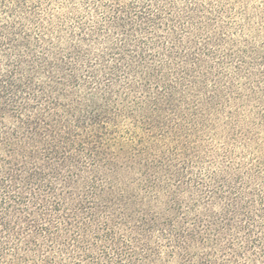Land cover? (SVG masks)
<instances>
[{
	"label": "trees",
	"instance_id": "1",
	"mask_svg": "<svg viewBox=\"0 0 264 264\" xmlns=\"http://www.w3.org/2000/svg\"><path fill=\"white\" fill-rule=\"evenodd\" d=\"M253 36L241 0H0V264H169L204 243L179 198L164 199L170 182L151 151L169 152L170 124H189L205 136L192 161L212 166L218 47ZM194 91L209 101L191 108ZM144 128L157 133L141 148ZM260 133L239 201L225 196L241 212L230 264L264 255ZM140 169L133 196L126 180ZM190 200L186 214L200 208Z\"/></svg>",
	"mask_w": 264,
	"mask_h": 264
},
{
	"label": "rangeland",
	"instance_id": "2",
	"mask_svg": "<svg viewBox=\"0 0 264 264\" xmlns=\"http://www.w3.org/2000/svg\"><path fill=\"white\" fill-rule=\"evenodd\" d=\"M241 2L251 17L255 36L253 38L256 39L246 43L244 48L230 43H222L218 47L217 56L223 60L220 63L223 68L216 69L215 72L219 76L220 85L215 92L217 96L216 98L213 96V99L216 101L214 109L219 111L221 116L219 115L212 123L222 128V138L220 144L216 146L208 142L205 144L206 158L208 162H212V166L210 163L211 167H207L204 163L203 167H197L192 161L191 157L196 155V147L202 143L205 136L201 130L195 133V136L189 135L190 130H187L189 124L187 128L179 130L175 124H170L169 152L157 149L151 151L152 156L156 158L159 156L162 165H165L160 172L162 181L166 178L165 182H170L164 199L179 198L176 202L180 209L181 220L191 228L196 227L205 240L204 243L200 241L198 246H190V249L187 248L182 254L172 258L169 264H230L228 260L232 259L235 251L238 234L233 231L230 223L232 220L237 223L241 212H234L235 207L229 205L230 197L234 199L236 197L239 201L241 195L236 192L240 189L239 181H242L241 177L248 178L246 174L251 172L254 157L246 150L247 145L257 141L259 131H261L260 137L264 136V4L253 0H241ZM231 69L235 72L232 77L229 76ZM194 92L196 94L191 97L189 103L191 108L198 105L199 100L209 101L208 91ZM206 123L211 122L203 120L202 124L207 125ZM209 126H204V129ZM156 133L144 128L141 133L144 141L139 147L142 148L144 144L154 141ZM259 155L264 157V152L257 154L258 160L255 163L258 165L261 157ZM258 167L264 177V166ZM138 171L140 173L134 175L135 181L131 177L126 180L129 182L128 185L133 181L131 186L125 187L133 196L140 194V188L146 184L144 169ZM254 172L257 173V170L255 169ZM243 183L247 187L246 180H243ZM260 186L264 187V185ZM192 190L194 195H191ZM246 191H243L244 199ZM226 194H229V199H226ZM212 195L218 202L213 201V204L208 202L207 206L206 201ZM190 197H194L200 203L198 206L200 208L193 207L191 214H186L185 209L191 205L188 204L191 201ZM257 201L256 212H259L264 202ZM237 204L240 206V203ZM207 237H210L208 241ZM237 248L238 251L241 249L239 246ZM250 257L248 260L241 259L239 263L264 264V255H261L256 262L255 258L258 256L251 254Z\"/></svg>",
	"mask_w": 264,
	"mask_h": 264
}]
</instances>
